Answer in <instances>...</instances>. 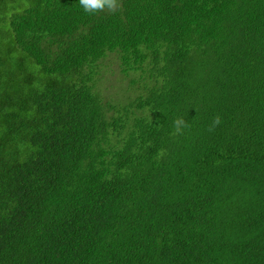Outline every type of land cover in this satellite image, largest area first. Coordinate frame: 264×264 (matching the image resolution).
<instances>
[{"label": "trees", "instance_id": "1", "mask_svg": "<svg viewBox=\"0 0 264 264\" xmlns=\"http://www.w3.org/2000/svg\"><path fill=\"white\" fill-rule=\"evenodd\" d=\"M0 264H264V0H0Z\"/></svg>", "mask_w": 264, "mask_h": 264}, {"label": "clouds", "instance_id": "2", "mask_svg": "<svg viewBox=\"0 0 264 264\" xmlns=\"http://www.w3.org/2000/svg\"><path fill=\"white\" fill-rule=\"evenodd\" d=\"M79 4L83 11L87 14H96L104 9L115 12L119 7L120 0H79ZM183 121H177V125Z\"/></svg>", "mask_w": 264, "mask_h": 264}, {"label": "rangeland", "instance_id": "3", "mask_svg": "<svg viewBox=\"0 0 264 264\" xmlns=\"http://www.w3.org/2000/svg\"><path fill=\"white\" fill-rule=\"evenodd\" d=\"M118 67H116V64L114 63L111 66V69H109L103 78V82L108 85L109 84V80H111L114 84H116L117 86L120 84V80L118 79L120 76L118 74ZM114 91V90H113Z\"/></svg>", "mask_w": 264, "mask_h": 264}]
</instances>
